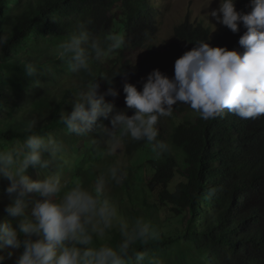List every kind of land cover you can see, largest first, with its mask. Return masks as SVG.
I'll return each instance as SVG.
<instances>
[{"label": "trees", "instance_id": "1", "mask_svg": "<svg viewBox=\"0 0 264 264\" xmlns=\"http://www.w3.org/2000/svg\"><path fill=\"white\" fill-rule=\"evenodd\" d=\"M248 3L235 0L236 9L250 11ZM157 15L156 5H149L148 0H0V37L5 41L0 44V108L12 100V108L0 118V148L3 142L23 140L25 123L35 119V131L53 135L102 165L107 158L96 142L107 134L97 127L77 136L61 121L62 113L71 112L79 92L92 83L100 85L101 93L115 89L118 95H105V99L117 111L124 110L126 83L140 90L156 68L173 76L175 60L199 42L239 48V37L246 31L240 27L233 33L221 24L220 31L211 35L201 22L186 20L175 29V42L182 45L168 43L162 51L152 42ZM80 24L93 37L117 34L124 41L100 60L93 59L91 75L69 71L57 56L58 45ZM141 47L146 56L134 63L131 52ZM26 63L35 65V76L26 75ZM32 89L35 98L31 97L29 105L36 118L17 114ZM165 118L170 130L163 123ZM98 123L111 127L107 120ZM156 127L158 136L152 143L120 134L125 154L133 157L144 151L146 155L139 157L144 162L131 164L128 171L121 166L107 177L114 181L119 202L124 200L129 211L125 216L131 224L128 221L126 229L142 221L153 233L147 241L130 246L125 264H138L136 252L144 254L141 264H204V253L217 256L221 264H264V115L242 119L225 109L216 118L204 120L188 105L177 104L172 115L161 117ZM160 142L165 145L158 149ZM178 152L183 154L181 165ZM112 161L103 164L104 175ZM141 169L150 173L144 186L135 183ZM96 175L93 164L86 170L78 168L68 180L69 190L78 185V177L86 178L80 185L84 189L83 185L97 182ZM175 177L180 179L174 183ZM92 189L103 205L98 184ZM93 240L115 248L123 237L112 231L106 243L96 233Z\"/></svg>", "mask_w": 264, "mask_h": 264}, {"label": "clouds", "instance_id": "2", "mask_svg": "<svg viewBox=\"0 0 264 264\" xmlns=\"http://www.w3.org/2000/svg\"><path fill=\"white\" fill-rule=\"evenodd\" d=\"M148 4L155 5L149 0ZM247 7L250 11H238L235 0H219L210 12L233 33L240 27L246 29L239 37V48L196 43L175 60L173 76L156 68L140 90L126 83L124 110L117 111L105 99V95L117 96L115 89L101 93L100 85L92 83L78 93L71 112L61 114L66 130L77 136L97 127L108 136L120 130L134 141L152 143L158 136L159 119L171 116L177 104L188 105L204 120L216 118L225 109L242 119L264 115V0H249ZM4 42L0 37V44ZM123 42L117 34L93 37L80 24L58 45L57 56L69 71L91 75L93 59L100 60ZM24 68L28 77L37 74L32 63ZM128 110L133 114L127 115ZM104 120L110 122V128L98 123ZM37 125L35 119L27 121L23 140L0 148V180L8 181L0 189V201H8L0 218V264L7 260L13 264H125L130 246L153 236L149 226L138 221L131 230L122 227L118 247L96 245L93 233L100 234L98 222L110 228L116 210L107 203L101 205L80 185L62 190L59 175L51 171L62 143L35 131ZM164 145L160 142L156 147ZM30 168L36 178L29 175ZM135 258L143 261L145 257L136 252ZM203 263L221 264L210 253L203 254Z\"/></svg>", "mask_w": 264, "mask_h": 264}, {"label": "rangeland", "instance_id": "3", "mask_svg": "<svg viewBox=\"0 0 264 264\" xmlns=\"http://www.w3.org/2000/svg\"><path fill=\"white\" fill-rule=\"evenodd\" d=\"M152 1L156 5V11L158 12L156 21L154 22L157 27L156 37L154 41H152L160 50H165L168 43H174L182 45L178 40L175 42V29L180 24L186 22H201L204 26L209 27L210 34L215 35L221 29V24H219L214 17L210 15L212 9L217 8L219 5V0H149ZM146 56L145 48L141 47L131 52V59L134 63H136L139 59H142ZM49 59V56H48ZM6 92V90H4ZM35 89L29 91L26 101L22 102L20 105L21 111H18L17 114H23L26 117L36 118V113L31 110L29 103L32 101V98H35L34 95ZM32 97V98H31ZM12 108V100L9 103H6L2 108H0V118L5 117L8 114V110ZM195 114V113H194ZM196 115V114H195ZM167 125L166 130H170V121L168 118L164 119ZM121 131L116 130L114 136H104L101 137L96 144L97 148L102 150L104 153L103 158H107V161H104L103 164H106L109 161H112L107 166V174L104 175L102 173L103 164H97L94 162V157L92 155L83 154L77 151L76 147L71 148L68 143H62V149L57 155V160L55 164L52 166L51 171L57 175H59L62 190L64 192L69 190L68 180L75 175L78 168H82L86 170L90 165H94V170L97 173V182H91L84 189L93 194V187L98 184L100 189V194L104 198V203L111 208L116 210V216L113 218L112 225L110 228H104L102 223L97 224L98 229L100 230V234H98V238L106 243L110 238V232L117 231L121 233V228H127L128 221L131 224L130 218L126 217V213L129 211L125 207L124 200L119 202L120 194L117 193V190L114 185L113 180H107V177L112 174L113 171L117 170V168L123 166L128 171V168L132 165L142 164L144 162V158H139L143 155H146L144 151L136 152L133 157H129L125 154V148L121 141L120 137ZM51 135V134H50ZM53 136V135H52ZM17 141L15 140L11 143L3 142L2 148H7L8 146L14 144ZM59 141V140H58ZM97 153L96 155H99ZM100 154V155H101ZM182 155V156H181ZM183 154L178 152V161L179 164H182ZM29 175L33 178H36L35 170L29 169ZM137 173L140 176V180H136L135 183L144 186L146 181L148 180L150 173L146 169H141V171L137 170ZM116 178L119 179V175H116ZM180 178L175 177L174 183L177 182ZM86 181L85 177H78V185H81ZM8 181L0 180V189L5 188L7 186ZM8 201L6 199L0 201V218H3L5 213L3 212L4 205ZM164 210L163 207L161 211H159L160 218H164ZM176 222H173L172 225H175ZM8 264H13L12 260L6 261ZM138 264H141V261H138Z\"/></svg>", "mask_w": 264, "mask_h": 264}]
</instances>
